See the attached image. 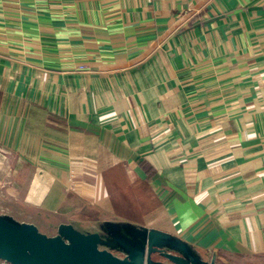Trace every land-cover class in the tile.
Returning a JSON list of instances; mask_svg holds the SVG:
<instances>
[{
    "label": "crops",
    "instance_id": "0c3cea01",
    "mask_svg": "<svg viewBox=\"0 0 264 264\" xmlns=\"http://www.w3.org/2000/svg\"><path fill=\"white\" fill-rule=\"evenodd\" d=\"M0 214L264 264V0H0Z\"/></svg>",
    "mask_w": 264,
    "mask_h": 264
},
{
    "label": "water",
    "instance_id": "95a60500",
    "mask_svg": "<svg viewBox=\"0 0 264 264\" xmlns=\"http://www.w3.org/2000/svg\"><path fill=\"white\" fill-rule=\"evenodd\" d=\"M0 259L11 264H217L183 239L144 226L62 223L48 235L0 214Z\"/></svg>",
    "mask_w": 264,
    "mask_h": 264
},
{
    "label": "built area",
    "instance_id": "2783aa9c",
    "mask_svg": "<svg viewBox=\"0 0 264 264\" xmlns=\"http://www.w3.org/2000/svg\"><path fill=\"white\" fill-rule=\"evenodd\" d=\"M0 264H11V263H9V262H7V261H5V260H1V259H0Z\"/></svg>",
    "mask_w": 264,
    "mask_h": 264
},
{
    "label": "rangeland",
    "instance_id": "374dc122",
    "mask_svg": "<svg viewBox=\"0 0 264 264\" xmlns=\"http://www.w3.org/2000/svg\"><path fill=\"white\" fill-rule=\"evenodd\" d=\"M40 231H42V230H40ZM43 233H45L44 231H42ZM51 234H53V232H50Z\"/></svg>",
    "mask_w": 264,
    "mask_h": 264
}]
</instances>
